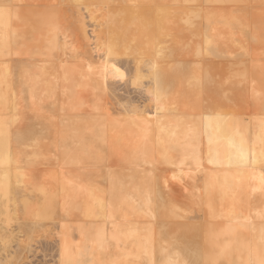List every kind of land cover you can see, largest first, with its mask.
<instances>
[{"label": "bare ground", "instance_id": "1", "mask_svg": "<svg viewBox=\"0 0 264 264\" xmlns=\"http://www.w3.org/2000/svg\"><path fill=\"white\" fill-rule=\"evenodd\" d=\"M19 1L0 0V264H36L31 242L45 223L54 224L48 253L36 249L50 259L45 264H264V67L235 75L236 82L256 81L253 119L226 107L202 109L179 95L186 86L202 89L210 78L199 62H175L183 29L180 40H172L184 24L202 37L196 57L222 54L217 26L232 34L228 29L242 27L241 19L211 7L245 0H173L176 7L165 0H68L70 32L83 43L77 48L59 10L25 16L16 9ZM48 25L55 31L49 36ZM259 29L256 45L264 47V17ZM27 34L36 41L31 51L24 50ZM21 56L35 58L14 65ZM123 89H133L137 99ZM57 95L66 118L58 138L50 125L37 123L41 104ZM84 95L97 117L75 121L70 113ZM116 118L121 123H113ZM106 131L122 134L117 139ZM210 135L216 156L208 153ZM51 153L60 172L48 176L53 195L41 199L31 160L45 164ZM112 158L119 167H106ZM159 166L191 187L185 208L163 195ZM225 172L232 192L221 184ZM75 219L77 225L68 224Z\"/></svg>", "mask_w": 264, "mask_h": 264}, {"label": "rangeland", "instance_id": "2", "mask_svg": "<svg viewBox=\"0 0 264 264\" xmlns=\"http://www.w3.org/2000/svg\"><path fill=\"white\" fill-rule=\"evenodd\" d=\"M165 1H167L169 4L173 5V7H176V5H177V4H175L176 2L174 3V1H176V0H174V1L173 0H165ZM51 2H53V3H51ZM58 2L60 3V5ZM18 4L19 5L16 9L19 11V13L21 15L23 14L25 16H29L30 14H41L42 11H43V13H54V12H57L59 10V12H57L56 15L59 19V22L60 21L64 22L63 25L60 22L63 30L65 28H66L65 30L69 29V32L67 31L68 35L70 37L69 38V40H70L69 44L73 45V47H75V48H77L83 44L82 41L79 40L77 38V36H75V34H73V32H70V31H73V28L70 26L71 20H70V15H68V14H69V12H71L72 4L68 0H47V1L46 0H40V2H39V0H20ZM36 7H38V8H36ZM43 8H44V10H43ZM211 8H212L211 10L217 14H224V15L233 14V15L238 16L241 19L240 21H241L242 27L239 26L236 29L234 28L233 31H232V29L231 30L228 29L229 32H232V34H231V33H228V31L224 28V26L222 24L218 25L217 29L219 30V32H221L222 35H221L220 39L215 38V40H217V43L219 44V46L221 48L222 54H220L218 56L204 55L202 57H196L193 54V53H195V48H196L195 46L197 45V42L201 43L202 37H198V36L193 35L192 31L189 28H187L184 24H182L181 28H180V25H181L180 24L179 29L177 27V29L174 30L172 40L173 39H175V41H177V39L180 40V36H181L180 41H182L184 36L187 37V35H188V37H189V38L184 37L185 41L183 40L182 45L179 44L180 48L178 49V52L180 51L179 52L180 54L178 57L175 58V62H186L189 64L193 63L194 64L193 66H195V67H196V65L198 66V64L200 63L199 64L200 67L199 66L198 67L201 68L202 74L204 76H209V78H210L208 83H206L205 86L202 88L203 90L202 89L194 90L188 86H186L185 89L183 88L184 92L181 94H186V95H184L186 97L188 94L191 97V94H192L193 97L190 98L188 96L186 98V97H182L183 95H181V94L179 96L183 99L182 101L185 102L186 100H189V102H187V101L186 102L190 103L191 105H193V104L197 105V106L199 105L202 109H209V108L214 107V106L226 107L230 111L234 110L232 112L236 113L237 115L240 114L239 116H242V117L246 116L247 119H253L257 115V112H255L257 110V104H255V102L253 101V98H252L253 93H252V87L251 86L256 85V81L250 82V79H249V80L244 81V82L243 81L242 82H238V81L236 82L237 78L235 75H236L237 70L245 69V70H248L250 72L252 70H254V71L258 70L259 67H264V47H262V45H260V44L256 45V41H257V43H259V41H258L259 34H260L259 20H260V17H264V7L259 3V0H245V1L240 2V3H235L233 1H227V2L223 3L222 5L221 4L214 5ZM36 10H38V11H36ZM237 12H239V13L237 14ZM104 13H106V12H104ZM58 14H59V16H58ZM97 15H99V13ZM104 18H105L104 15H101L99 17L100 21H103ZM253 28H254V30H253ZM32 29H33V31H37L38 26L34 24V25H32ZM181 29H183L184 33H182V35L179 36L178 34L179 33L181 34V31H182ZM186 29H187V31H186ZM224 29L226 31H224ZM204 30H205V28L202 27V31H204ZM175 31H176V33H175ZM51 32L54 33L55 31H54V29H52V27L50 25H48L46 27L44 34H47L49 36V35L53 34ZM177 32H178V34H177ZM185 32H186V34H185ZM189 32H190V34H189ZM224 33H228V34L232 35V37H228ZM209 34L211 36L214 35L213 32H210ZM48 36H47V38H48ZM190 36H193V37H190ZM248 38H250V39H248ZM189 39L191 41H189ZM194 40H195V42H194ZM25 41H26V44L24 45V50L29 49L31 51L32 50L31 47L36 44V43H34V42H36L35 38H33V36H31L30 34H27ZM33 43H34V45H33ZM183 44H184V46H183ZM240 44L243 46H240ZM71 45H70V47H71ZM172 45L173 44H169L170 47ZM183 49H186V50H183ZM236 49H237V51H236ZM186 55H187V57H186ZM190 56L192 59L189 58ZM258 56L260 58H258ZM210 57H211V59H210ZM34 58H32V59H34ZM32 59L29 56H21L19 58L15 57L13 63L15 65V64H19L21 62H24V63L30 62V61H33ZM238 60H240V61H238ZM253 65H255V66H253ZM207 66H209V67H207ZM249 67L251 70L248 69ZM120 84H122V83H120ZM120 84H118V85H120ZM227 85H228V87H227ZM238 86H239V88H238ZM122 87H124V86H122ZM212 87H214V88H212ZM123 90H125V89H123ZM131 91L134 92L133 89ZM131 91L127 90L126 92L131 93ZM187 91H188V93H187ZM189 92H191V94ZM203 94H204V96H203ZM225 95L227 96V98ZM131 96L134 99H137V97H135V96H137L135 94V92H134V95L131 94ZM194 96H196L197 98H195ZM195 99H196V101H195ZM53 100L48 102V104H47V102L44 103L45 105L47 104L46 106L49 107V111H48V107L46 109V106L41 104V106H43L44 108L40 107V114H41V116L44 115L46 117H45V119H43V117H44L43 116L41 120L37 121V123L40 125L41 124L50 125L52 128V131L55 132V134L57 133V138H58L60 126L62 125L61 123H63L66 118L62 119L63 118L62 116H64V115H62V111L60 110V108H61L60 105L58 106V103L59 104L63 103V98L60 95H57ZM78 102H81V103H78ZM53 105H55L56 107L58 106V107L57 108L55 107L53 109V107H52ZM91 105H92L91 100L88 97H86V95L81 96L78 98V101L76 102V106L73 109V111L70 113V115L71 116L73 115L72 118H74L75 121H79V122H84V121L87 122V121H89L90 117H91V119L92 118L94 119L95 116L97 115V112H95L91 108ZM41 111H44L45 113L44 112L41 113ZM59 112H61V114H58ZM48 113H49V115H52L51 113H53L52 118H50L51 116H48ZM101 115L104 116V114H101ZM111 116H110L109 120H115V117L113 116V118H114L113 119ZM55 117H56V119H55ZM47 118L50 119L51 121H47ZM152 118L156 119L155 115H154V117L152 115ZM54 121L57 122L56 125H55ZM113 123L118 124V123H121V121L118 122V119L116 118V121L115 122L113 121ZM57 124H58V126H57ZM54 128H55V130H54ZM163 128H164V130H166L165 125ZM101 129L104 130V129H106V127L101 126ZM172 129L174 130L175 128H172ZM175 130L178 131V129H175ZM182 130H184L183 133H185V135H187V134L189 136L192 135L191 132H190V134L189 133L186 134V132L189 131L188 129L185 131V129L182 127V129H180V132ZM109 133H110V135H112L111 131L107 132V134H109ZM120 133L122 134L121 131H120ZM120 133L113 132L112 136H110V135H108V136H110L112 138H114V136L116 138V136H117V139H118V137H120V136H118ZM172 134L173 133L170 132V137H168V138L172 139L174 137V134H173V137L171 136ZM47 141L45 140V143ZM214 143H215L214 138L212 135H210L208 138V141H207V144H208L207 149L209 150L208 153L210 156H216V152L213 151L214 146H215ZM211 149H212V151H210ZM197 151L198 150H196V155H193L194 161H199L197 159H200V156L197 154L198 153ZM54 154L55 153L48 154V156L49 155L52 156L53 159H49L50 157H47V156L45 158V160L50 161V163L46 161L45 164L44 163L41 164L40 160L37 158H34L33 160H31L32 177L34 179L33 183L37 186V188L41 187L40 192H39V196L41 199L50 198L53 195L52 193H50L47 190V188L53 189L55 187L53 182L48 180V176H50L52 174L51 172L53 170H55L54 172H57V174L54 173L52 175L59 176L60 170H59L58 164L56 163ZM253 154L254 155L252 157H255V153H253ZM26 160H27V162L28 161L30 162L29 159H26ZM1 162H2V160H1ZM51 163H53V164H51ZM119 166H120V164L117 162V159H114V158L108 159L106 162V167L117 168ZM17 171H20V169H18ZM157 173L163 177H166L163 180V183H165V184H163V189H162L163 195L166 197V199L173 206H175L178 209L185 208L190 203L189 199L191 200V197H192L191 194L193 192L191 190V187L188 185H185V187L181 186L176 179L172 178L173 173L168 172L166 170V168H164V167L159 166L157 168ZM196 173H197V171H196ZM225 173H226L225 177L227 178V180L222 181L221 184L224 186H227V189H229L228 191L232 192L233 190L230 189V185L227 184V183H229L228 179H229L230 175L227 172H225ZM204 174H205L204 172H200V175L203 176ZM197 175H199V172L195 176H197ZM47 180H48V183H47ZM228 185H229V188H228ZM236 185H238V184H236ZM232 189H234V188H232ZM189 194H190V196H189ZM60 218H61L60 213L58 216V212H57V214H56V222L57 223L62 220ZM79 222H80V220L75 219V220H70L68 222V224L75 226V224L77 225ZM53 226H54V224H50V223L46 224L45 223L43 227H41L40 229L39 228L37 229L36 234L33 237L34 241L32 240L33 243L31 242V246H32V244H33V246L31 248V252L29 254L30 257H32V258L34 256H37V257H34L32 259L33 262H35V260L37 259V262L39 261L40 264H45V262H44L45 260H47V261L50 260L49 258L45 259L42 254L38 255V251H43V249H44V252L48 253L49 247L46 248V246H48L47 245L48 240L50 238H53L52 237L53 234L51 232V231H54ZM42 230H45V231L43 232ZM46 233H47V235H46ZM39 235H40V237H39ZM55 237H56V235L54 236V238ZM36 238H37V240H36ZM42 238H44V239H42ZM35 241H36V243H35ZM34 243H35V245H34ZM40 247H41V250H38V249H40ZM45 249H46V251H45ZM32 255H34V256H32ZM37 262H36V264H37Z\"/></svg>", "mask_w": 264, "mask_h": 264}]
</instances>
